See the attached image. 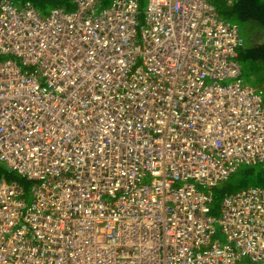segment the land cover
Here are the masks:
<instances>
[{
  "label": "built area",
  "instance_id": "obj_1",
  "mask_svg": "<svg viewBox=\"0 0 264 264\" xmlns=\"http://www.w3.org/2000/svg\"><path fill=\"white\" fill-rule=\"evenodd\" d=\"M0 0V264H264V101L210 0ZM216 222L225 238L215 239ZM249 262V263H248Z\"/></svg>",
  "mask_w": 264,
  "mask_h": 264
},
{
  "label": "trees",
  "instance_id": "obj_2",
  "mask_svg": "<svg viewBox=\"0 0 264 264\" xmlns=\"http://www.w3.org/2000/svg\"><path fill=\"white\" fill-rule=\"evenodd\" d=\"M24 1V0H17ZM46 13L51 7H63L65 9H74L70 0H26ZM111 0H102V5L106 6ZM215 11L228 21L236 23L239 27V33L243 39V45L237 49V61L243 72L244 66H250L252 69L263 70L261 72L264 81V0H210ZM241 72V77L243 78ZM244 80V78H243ZM258 89L257 86H253ZM264 101V86L258 89ZM0 176H6L7 179H13V175L0 173ZM264 184V177L258 179ZM256 264V263H250Z\"/></svg>",
  "mask_w": 264,
  "mask_h": 264
},
{
  "label": "rangeland",
  "instance_id": "obj_3",
  "mask_svg": "<svg viewBox=\"0 0 264 264\" xmlns=\"http://www.w3.org/2000/svg\"><path fill=\"white\" fill-rule=\"evenodd\" d=\"M139 3H140V10L142 13L146 8L147 0H139ZM262 71L263 70L258 69V72L256 73V69H252L250 68V66H244L242 72L244 83L252 86H257L258 89L262 88L264 86V81H262L263 78L261 75ZM4 172H5L4 165L3 163H0V173L4 174ZM260 176L264 177V164L257 163V164L240 165L237 171L233 173L226 182L218 185L213 189L214 202H213V208L211 209V215L215 217L216 220L219 218L220 202L222 197L226 193L235 192L240 189L250 188L251 186H255V185L264 186V184L258 180ZM13 177L19 180V182L21 183V185L25 190L26 199L27 201H29L31 194L30 193L31 183L27 182L25 179L20 178L17 175H13ZM215 226H216V235L214 238L219 239V241L223 242L225 236L221 231L220 224L216 222Z\"/></svg>",
  "mask_w": 264,
  "mask_h": 264
},
{
  "label": "clouds",
  "instance_id": "obj_4",
  "mask_svg": "<svg viewBox=\"0 0 264 264\" xmlns=\"http://www.w3.org/2000/svg\"><path fill=\"white\" fill-rule=\"evenodd\" d=\"M222 18H223V17H222ZM223 19H224V18H223ZM225 20H226V19H225ZM227 21H228V20H227ZM230 22H231V21H230ZM257 163H262V164H264V162H257ZM257 163H255V164H257ZM242 164H243V163H242ZM242 164H240V165H242ZM240 165H239V166H240ZM239 166H238V168H239ZM238 168H237V169H238ZM237 169H236V171H237ZM236 171H235V172H236ZM235 172H234V173H235ZM229 177H230V176H229ZM228 179H229V178H228ZM228 179H226L225 181H223L221 184H223L224 182H226ZM219 185H220V184H219ZM217 186H218V185H217ZM217 186H214V188L217 187ZM255 186H256V185H255ZM251 187H254V186H251ZM251 187H250V188H251ZM259 187H264V186H259ZM214 188H213V189H214ZM246 189H248V188H246ZM240 190H245V189H240ZM240 190H238V191H240ZM235 192H236V191H235ZM231 193H234V192L226 193L225 195H227V194H231ZM225 195H224V196H225ZM224 196H223V197H224ZM223 197H222V199H223ZM222 199H221V200H222ZM248 263H249V262H248ZM250 263L263 264V263H259V262H250ZM250 263H249V264H250Z\"/></svg>",
  "mask_w": 264,
  "mask_h": 264
}]
</instances>
